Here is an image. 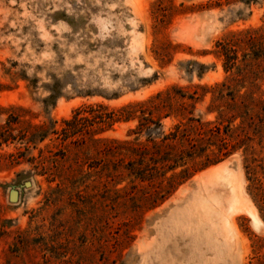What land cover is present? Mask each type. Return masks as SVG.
I'll use <instances>...</instances> for the list:
<instances>
[{"label":"rangeland","instance_id":"1","mask_svg":"<svg viewBox=\"0 0 264 264\" xmlns=\"http://www.w3.org/2000/svg\"><path fill=\"white\" fill-rule=\"evenodd\" d=\"M263 14L264 0H0V264H264V128L229 91L264 99V78L238 83L219 47ZM77 111L95 118L62 139ZM177 125L185 141H162ZM141 152L176 167L140 178Z\"/></svg>","mask_w":264,"mask_h":264},{"label":"trees","instance_id":"2","mask_svg":"<svg viewBox=\"0 0 264 264\" xmlns=\"http://www.w3.org/2000/svg\"><path fill=\"white\" fill-rule=\"evenodd\" d=\"M220 52L223 56V64L226 71H233L240 78L236 79L238 83H243L248 80V84L250 86L255 85V81L259 78H264V14L262 18V24L257 27H249L245 30L237 31L232 33L227 39L223 42L219 43ZM224 86V83L221 84ZM240 87H243L239 84ZM229 89L228 87H226ZM230 91L231 99L233 101L234 107H242L244 110V115L242 118H246L249 120H254V118H258L259 122L264 128V99L256 98L253 96V93L249 91L247 94L238 95L237 97L241 98V101L237 103L235 101V94L232 90ZM222 92V91H221ZM126 108V107H125ZM124 107L122 110H126ZM259 110L261 112H259ZM103 118V123L108 124L109 121L112 120V116L107 114ZM95 117H88L87 115L80 114V111L74 113L71 119L64 121L65 127L60 130L62 135V139H67L68 137H72L74 135L80 136L77 140L82 138V135L86 133L87 123L93 122ZM125 119H128L126 116ZM157 125H159L157 123ZM149 124L145 120L139 123L138 132L149 129ZM33 136H37L39 140H43L45 138V130L42 126L38 127V132L34 133ZM161 136V140L165 142L168 139H176L185 141V131L180 129L177 125L175 130L168 134H159ZM150 137V135L148 136ZM94 142H110L112 140L107 138H98L93 139ZM163 142V143H164ZM156 142H154L155 144ZM157 157H150L149 160L153 163L157 161H167L172 162L168 166V170H173L176 166L175 158H171L168 153L165 152H157ZM141 163L138 166L135 162H131L133 168L132 171L135 174L140 175V178H147L153 175V167L149 162L146 161V153H140ZM211 163V162H208ZM207 163V165H208ZM156 172V170H155ZM176 176V174H173Z\"/></svg>","mask_w":264,"mask_h":264},{"label":"bare ground","instance_id":"3","mask_svg":"<svg viewBox=\"0 0 264 264\" xmlns=\"http://www.w3.org/2000/svg\"><path fill=\"white\" fill-rule=\"evenodd\" d=\"M218 169V167H210L209 168V171H210V174H212V173H214L216 170ZM199 175H197L196 177H198ZM214 191V190H213ZM216 191L218 192L217 194H220V196H221V194L223 195V194H226V190H224L220 185L219 186H217L216 187ZM210 193H211V195L213 196V192L212 191H209ZM216 195V194H215ZM222 197V196H221ZM226 198V197H225ZM224 199V198H223ZM224 201V200H223ZM221 202H222V200H221ZM219 203H220V201H219ZM224 203H226V202H224ZM222 204H223V202H222Z\"/></svg>","mask_w":264,"mask_h":264},{"label":"water","instance_id":"4","mask_svg":"<svg viewBox=\"0 0 264 264\" xmlns=\"http://www.w3.org/2000/svg\"><path fill=\"white\" fill-rule=\"evenodd\" d=\"M30 182L29 181H25L24 182V184H23V186L24 187H28V186H30ZM17 197H18V192H17V190H15V189H12V190H10V192H9V195H8V199H9V201H15V200H17Z\"/></svg>","mask_w":264,"mask_h":264}]
</instances>
